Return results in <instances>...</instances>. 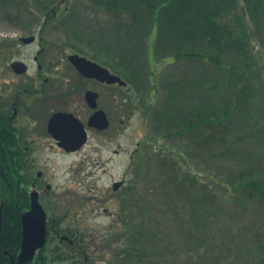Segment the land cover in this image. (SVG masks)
Wrapping results in <instances>:
<instances>
[{
  "label": "rangeland",
  "instance_id": "1",
  "mask_svg": "<svg viewBox=\"0 0 264 264\" xmlns=\"http://www.w3.org/2000/svg\"><path fill=\"white\" fill-rule=\"evenodd\" d=\"M238 1L241 5L242 0ZM24 3L29 5L31 1L11 0L0 7V39L2 41L13 38V34L18 32L15 29L28 22L29 17H25V14L41 16L35 11H28L37 8L33 3L30 7H24ZM66 6L68 9L64 10ZM57 12L66 20L53 22V27L56 28L45 31L49 48H53L55 44L65 48L78 47L88 55H91L95 49L94 56L105 64H117V59L121 56L120 51L124 50L123 53L126 54L135 49L133 50L135 54L131 57L134 60L132 62L140 61L143 68L153 71L151 82L154 85L151 82L143 84L140 99L138 102L135 100L136 104L133 106L126 103L123 98L126 96L121 95L120 91H116L115 108L108 106L107 95L102 96V106L104 104L108 111L113 128H116V134L111 142H106V138L101 137L100 156L93 160V163L91 160L82 162L71 155L48 152H43L37 160L40 167H46V180L51 184L54 195L59 196L57 202L61 204L60 212L67 211L66 225L72 222V217L76 216L82 218V225L88 231L96 233L108 231L113 221L115 223L112 225L117 226L116 230L119 231L120 224L115 221V218L123 215V207L113 199L111 183L113 180L124 178L126 185L133 189L132 170L126 174L130 164L128 149L130 147L134 149L136 143L146 137L149 124L154 123L152 116L148 120L144 113L137 111L138 106L142 104L145 97L149 99L164 97L168 89L167 85L166 88L163 85L170 79L178 80L182 76L189 75H209L208 77L212 79L215 66L204 63L207 67L204 68L199 63L187 60L180 61L176 68L161 64L156 58L151 43L156 27L147 39L144 38L145 36L138 35L128 38L123 33L117 37L119 30L115 27L117 21L115 14H110L104 7H96L89 0H65L57 7ZM19 13H25L23 18H18L22 21L15 18ZM6 14L13 16L6 19L4 17ZM122 16L125 21L130 20L125 13ZM244 19L255 33L249 49L252 60L255 62L246 70V79L251 81L249 88L253 98L252 103L246 108V113L251 112L252 117L249 118L248 115L242 118L227 117V120L234 122L232 128H228L226 133L221 130L217 132V135L222 136L226 143L235 142L232 146L235 152L233 157H218L217 151L223 148V145H209L206 153L208 157L203 159L205 162L195 158L192 160L191 170L199 173V181L204 184L200 182L193 187L194 190L188 192L192 199L190 202L173 196L158 198L156 191L158 194H163L162 186L156 185L155 182L158 164L153 165L147 160L150 162L151 169L144 182L138 185L137 197L144 199L138 202L139 206L148 205L152 208L149 211L150 216H148L147 208L144 207L141 209V215L135 218L138 223L141 221L137 224L140 230L137 235L139 244L144 245L146 250L143 261H137L135 264H264L261 258L264 250L257 246L259 242L264 244V201L260 204L258 197L253 202L229 186L226 189L217 183V181L226 183L228 173L247 166L246 160L251 158L254 160L258 153H263L262 156H264V140H262L264 139V37L247 17ZM26 27L29 26L26 25ZM121 41L124 42L123 47L122 43L119 44ZM137 44L141 46L140 49ZM10 46L9 43H0V64L10 61L11 58L32 64L35 45H16L15 50ZM54 48L60 50L58 47L54 46ZM51 54L52 52H48L46 55L48 59ZM31 66H33L31 71L34 72L36 64L33 62ZM0 71L5 69L0 67ZM96 89L101 93L104 92L102 86ZM180 141V137L167 138L162 144L172 145ZM145 147L150 146L145 145ZM114 149H120V154H114ZM95 157H98V153ZM77 161L80 162L78 167L81 163L82 165L75 170L76 164L73 163ZM203 170L206 174L201 173ZM79 178H82L84 182L78 183L76 180ZM195 193L199 196L206 194L209 199V207H205L207 204L201 198L198 199L202 201L200 205L204 206L203 209L206 212L204 221H199L198 215H193L194 219L192 218L190 206L194 202L193 194ZM54 198L55 196L52 197L53 201ZM167 199L171 202L170 204L167 203ZM48 208L50 213L55 210L51 209V206ZM104 208H107L105 212H103ZM131 212L128 207L126 212L128 220H130ZM132 222L131 216V224ZM149 236L153 243H149ZM128 239L130 241V237Z\"/></svg>",
  "mask_w": 264,
  "mask_h": 264
},
{
  "label": "trees",
  "instance_id": "2",
  "mask_svg": "<svg viewBox=\"0 0 264 264\" xmlns=\"http://www.w3.org/2000/svg\"><path fill=\"white\" fill-rule=\"evenodd\" d=\"M10 1L0 0V7ZM30 1L29 5L24 3L23 6L30 7L33 3L37 8H57L55 3L57 0ZM89 1L96 7H104L110 14H115L117 17L115 27L119 30L117 37L123 33L128 38L138 35L147 39L156 27L151 43L161 64L176 68L180 61L187 60L199 63L204 68L206 67L204 63L215 66L212 79L208 77L209 75H189L178 80L170 79L165 85L162 84L164 88L167 85L168 89L164 97L153 100L145 97L141 106H138L139 110L135 107L139 113H144L148 120L151 116L154 120L153 124H149L146 137L141 140L140 148L132 159L133 189L124 190L119 199V204L123 207L122 216L127 217L128 207L132 211L133 222L124 231L128 233L127 238L130 237L131 246L127 254L131 255V262L135 264L137 261H143L146 251L145 246L139 244L137 235L140 231L137 224L141 221L138 223L135 218L141 215V209L144 207L150 216L149 211L152 207L139 206L138 202L144 199L137 197L138 185L144 182L150 172V162L156 166L158 164L155 182L156 185L162 186L163 194L156 191V196L158 198L173 196L190 202L192 199L188 192L194 190L193 187L201 182L199 173L191 170L192 160L207 159L209 145H223V148L217 151L218 157L234 156L232 146L235 142L226 143L217 132L221 130L226 133L228 128H232L234 122L227 120V117L242 118L246 115L252 117L251 112L246 113V108L253 100L249 88L251 81L246 79V70L255 62L249 53L255 33L245 23L244 18L247 17L264 37V0H242L241 5L238 0ZM124 13L129 16V21L123 18ZM24 14L19 13L15 17L23 18ZM10 16L13 15H4L6 19H10ZM120 43L123 47L124 42ZM133 50L126 54L123 53L124 50L120 51L121 56L117 59V64L106 63L134 87L136 96L132 95L128 102L130 106L136 104L135 98L137 95L140 97L142 85L148 83L153 73L149 68H143L140 61L132 62L134 60L131 57L135 54ZM175 137H180L181 141L172 145L162 144L165 139ZM145 145H149L151 149ZM1 147L7 148V142L4 141L3 144L0 142ZM262 155L263 153H258L254 160L252 158L246 160L247 166L228 173L226 183L216 180L217 183L226 189L229 186L253 202L259 197V203L262 204L264 201ZM201 173L206 174L204 170ZM15 178V172L9 166L8 160L0 161V185L4 202L0 248L7 249L14 256L20 246V215L28 207L27 192L14 191ZM193 196L194 202L190 206L192 218L194 219L193 215H198L199 221H204L206 212L200 203L204 201L207 204L205 207H209L208 196L206 194L199 196L196 193ZM200 198L202 201H198ZM167 203L171 202L167 199ZM148 241L153 243L151 236L148 237ZM257 246L264 250V244L259 242ZM261 258L264 261V255ZM0 264H11L9 257L2 252Z\"/></svg>",
  "mask_w": 264,
  "mask_h": 264
},
{
  "label": "flooded vegetation",
  "instance_id": "3",
  "mask_svg": "<svg viewBox=\"0 0 264 264\" xmlns=\"http://www.w3.org/2000/svg\"><path fill=\"white\" fill-rule=\"evenodd\" d=\"M28 11H35L40 15L50 12L51 15L30 17L28 19L34 25H29L30 29L23 24L24 26L15 29L18 32L13 34V38L3 41L0 39V43H9L13 50L16 49L14 48L16 45L36 46L32 57V61L36 64L34 72L31 71L33 62L29 64L17 58H11L10 61L0 64V67L5 69L0 71V142L3 144L6 141L8 144L7 148H0V161L8 160L16 177L14 191L27 192L28 206L30 192L36 191L40 203L46 210V238L43 245L36 250L30 264H131V255L127 254L131 246L127 238L128 233L122 232L124 227L125 229L130 227L126 224L129 220L123 225V216H119L115 218L120 224L119 231L116 230L117 226L112 225L115 223L113 221L109 226L110 229L102 233L86 230L82 225V218L76 216L66 225L67 211L60 212L61 204L57 202L59 196L54 195L51 184L45 177L46 167H40L37 162L43 152L75 156L82 162L91 160L93 163V160L98 159L101 137L106 138V142H111L116 134L112 119L101 103L102 96L107 95L108 106L114 107L117 102L116 85L80 74L68 60L71 53L84 55L78 47L65 48L55 44L54 46L60 49L56 50L54 46L53 48L47 46L45 31L52 29L53 22L66 20L58 14L57 9L36 8ZM48 21H51V24L47 23ZM24 34H34L35 39L25 44L19 39ZM48 52H52L49 59L46 56ZM23 77L25 79H22ZM101 86L104 89L102 93L96 89ZM87 90L97 92L96 108H91L87 103L85 98ZM124 90L125 92L122 93L125 95L128 89ZM98 108L103 109L109 119V124L104 129L89 126L87 123ZM56 113H61V117L52 122L53 129L50 131L49 122ZM79 123L86 131L85 140L81 137ZM63 133H67L65 138L69 135L70 140L67 145L64 143ZM97 153L98 157H95ZM113 153L119 155L120 149H114ZM133 153L134 149L130 147L128 149L130 163ZM77 162L73 163L76 164L75 170L82 165L81 163L78 167L80 162ZM127 172H130V165L126 174ZM2 175L4 177L3 173ZM121 179L124 183L119 186L114 187V180L111 183V195L116 201L122 195L121 190L126 184V180ZM76 181L84 182L82 178ZM129 189L125 186V190L129 191ZM1 194L0 185V199L3 198ZM53 196H55L54 201ZM49 206L55 209L52 213L49 212ZM106 209L104 208L103 212Z\"/></svg>",
  "mask_w": 264,
  "mask_h": 264
},
{
  "label": "water",
  "instance_id": "4",
  "mask_svg": "<svg viewBox=\"0 0 264 264\" xmlns=\"http://www.w3.org/2000/svg\"><path fill=\"white\" fill-rule=\"evenodd\" d=\"M32 38L33 37L31 36L24 38V40H32ZM69 59L80 71V73L85 76L94 77L101 81H106L107 83L117 82L119 85L125 84V81L122 80L120 76L110 73L106 67L94 61H91L86 57L73 54L69 56ZM86 96L89 104L92 107H95L96 93L88 91L86 93ZM59 117L61 116L57 115L51 119L49 125L50 131L53 129L51 126L52 122L58 120ZM88 123L89 125L96 126L98 128H104L108 124V119L106 117L105 112L99 109L90 117ZM66 135L67 133H63V140L65 144H68L70 139H69V135L65 138ZM84 135H85V130H83L81 126V137L83 140L85 139V137H83ZM120 183L121 182L118 181L115 184L118 185ZM2 207H3V203L0 202V232L3 221ZM45 223H46V213L43 210L41 204L39 203L37 195L35 193H32L30 198V207L21 215L20 249L16 255V258H14L12 253H10L7 250H3L0 248V252L7 254L9 256L11 264H22L29 261L34 255L36 249L42 246L44 242L45 234H46Z\"/></svg>",
  "mask_w": 264,
  "mask_h": 264
}]
</instances>
